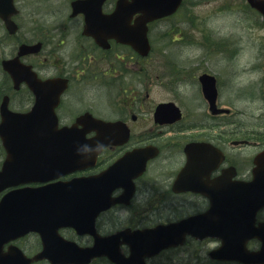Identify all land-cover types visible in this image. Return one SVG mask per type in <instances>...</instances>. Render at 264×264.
Instances as JSON below:
<instances>
[{
	"label": "flooded vegetation",
	"instance_id": "flooded-vegetation-1",
	"mask_svg": "<svg viewBox=\"0 0 264 264\" xmlns=\"http://www.w3.org/2000/svg\"><path fill=\"white\" fill-rule=\"evenodd\" d=\"M39 1L62 5H48L49 10L28 14L25 20L19 0H14L11 28L0 18V124L4 105L17 114L30 113L35 129L94 131L101 129L97 121L111 124L115 143L100 153L94 167L64 180L101 176L126 154L148 147L158 155L144 171L143 158L136 156L113 174L109 183L118 201L98 216L93 234L65 227L50 233L45 244L42 235L31 232L3 246L4 264H15L20 251L33 259L45 250L68 264L70 249L64 241L89 249L97 238L121 233L119 249L130 257L133 233L191 220L182 230L184 245L147 258L146 264L176 252L186 256L183 264H243L212 260L210 254L226 240L229 225L237 223L244 238L246 215L251 222L253 213L244 209L250 199L244 185L255 174L264 176V44L217 42L212 33L207 44L186 41L190 52L206 47L209 61L219 53L220 67L213 73L204 63L200 66L205 62L201 58L180 59L185 43L174 37L193 23L197 0H182L176 12L149 23V52L139 34L135 43L128 34L143 17L134 0ZM247 5L264 26V17ZM160 24L157 33L154 27ZM24 45L32 50L21 55ZM12 61L14 76L4 65ZM205 75L214 83L204 82ZM182 78L191 82L194 99L181 93ZM206 94L215 95V107ZM96 136L92 132L86 137ZM5 159L0 138V169ZM11 190L2 192L0 200ZM254 225H264V205ZM115 245L105 243L101 249L114 251ZM247 249L259 251L260 240L250 239ZM32 264L52 263L42 259ZM86 264L115 263L102 256Z\"/></svg>",
	"mask_w": 264,
	"mask_h": 264
},
{
	"label": "water",
	"instance_id": "water-1",
	"mask_svg": "<svg viewBox=\"0 0 264 264\" xmlns=\"http://www.w3.org/2000/svg\"><path fill=\"white\" fill-rule=\"evenodd\" d=\"M180 2L181 0H136L140 10L141 5L143 6V17L132 34L141 33L146 46L147 23L170 15L176 11ZM249 3L264 14V0H249ZM12 12L13 0H0V16L5 17ZM132 41L134 43V40ZM22 49L27 53L30 47L24 46ZM6 69L13 75L11 63L6 65ZM2 116L0 137L4 141L8 157L0 171V193L9 187L48 183L88 168L94 165L102 149L112 142V131L105 123H101L105 129L99 131L98 137L87 140L85 131L32 129L29 127V115L14 114L7 108L3 110ZM155 155V150L151 148L144 151L142 167ZM127 157L99 178L58 181L38 188L24 187L8 193L0 203V246L31 231L42 233L43 230L68 226L84 228L86 231L93 229L97 216L112 204L111 193L114 187L109 183L111 174L119 171L120 164L126 162ZM262 182L263 179L258 183V187L264 189ZM254 186L257 184L248 185L250 195L260 199L255 204L252 201V207H245V211L253 210L250 215L251 222L249 213L246 212L248 215L244 226L247 229L246 238H243L245 240H241L239 236L238 225L233 224L222 247L212 253L214 258L245 264H264V233L261 231L264 226H261L262 229H256L253 225L256 209L264 204V191L256 192ZM191 223L187 221L180 225L159 227L134 234L136 237L129 242L131 256L128 259L119 251V243H116V253L107 255L117 264H144L145 257L183 243V237L180 241L178 234ZM252 237L262 239L263 247L259 253H249L246 250L247 239ZM103 242L109 243L108 240ZM84 255L91 259L102 254L97 252L95 247L85 251ZM41 257L52 259L46 254ZM19 264H30V260L21 253Z\"/></svg>",
	"mask_w": 264,
	"mask_h": 264
},
{
	"label": "rangeland",
	"instance_id": "rangeland-1",
	"mask_svg": "<svg viewBox=\"0 0 264 264\" xmlns=\"http://www.w3.org/2000/svg\"><path fill=\"white\" fill-rule=\"evenodd\" d=\"M19 4L21 10L24 14L25 20L28 14H38L39 11L49 10L48 5H62L60 2L55 3H47L39 0H19ZM43 6L45 8L39 9ZM194 17L191 19L193 23L184 25V28L181 31H177L174 34L176 39H179V44H184L188 40H196L198 43L207 44L208 34L212 33V39L218 40L217 42L222 43H238L242 42L245 47H249L251 45H256L259 47L264 44V26L261 18L252 14L246 0H197L194 5ZM23 17V16H22ZM183 19H178V21H182ZM171 22V21H170ZM170 22L167 24L171 25ZM162 24L157 25L154 29L159 33V29H161ZM158 35H155L157 38ZM159 39L156 40L158 43ZM161 41V40H160ZM176 42V41H175ZM185 48L180 59H195L201 58L200 61H205L200 63V66L203 64V68L206 70H210L211 72H217V68L220 67L218 61L219 53L213 51L211 53H216L218 55L209 56L208 58L212 61H209L205 56L206 47H201L197 50H192L191 52L187 49L188 43L182 45ZM208 49H210L207 46ZM207 52V51H206ZM180 53V51H179ZM210 53V55H211ZM247 54L250 52H246ZM172 55L176 56V52L172 51ZM188 65V63H186ZM189 72L187 73V75ZM182 81H185V85L181 88V93H184L190 98L194 99V93L191 92V82L186 81V79L182 78ZM200 106V105H199ZM198 106V107H199ZM181 253V252H180ZM179 252L165 254L164 256L158 258L153 264H183L188 262L186 256L178 255ZM193 263H196L193 261ZM201 264H207L206 261L201 262Z\"/></svg>",
	"mask_w": 264,
	"mask_h": 264
}]
</instances>
